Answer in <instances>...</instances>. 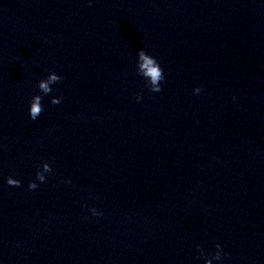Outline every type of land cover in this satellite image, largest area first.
<instances>
[{
  "label": "clouds",
  "instance_id": "9594fccd",
  "mask_svg": "<svg viewBox=\"0 0 264 264\" xmlns=\"http://www.w3.org/2000/svg\"><path fill=\"white\" fill-rule=\"evenodd\" d=\"M138 55H139L140 61H142V63L140 64V70L142 74L145 77L149 78L150 80V83H151L150 90L152 92L161 91L160 81L164 79V75H163V70L160 67L159 63L154 57L147 54L144 50H140ZM60 79H61L60 76L56 75L55 73H52L49 75L47 81L41 80L38 84V87L39 89L43 90L44 93L46 94L50 93L52 91V88L49 87V84L50 83L54 84L58 82ZM197 91H200V89L198 88ZM139 98L140 97L138 96L137 99ZM41 100H42V97L39 95L34 96L31 100L29 115H30V118L33 120H35L40 115V113L43 111V109L41 108ZM51 103L59 104L60 98L54 97L51 100ZM45 171H51V169H49L46 165ZM37 179H39L41 182H44V176L41 175L39 172H37ZM20 183L21 182L17 179H13L11 177L7 178V184L10 186L19 187ZM28 187L29 189H35L37 187V184L35 182H29ZM216 247L219 248L220 245L217 244ZM219 258L220 257L217 256V259Z\"/></svg>",
  "mask_w": 264,
  "mask_h": 264
}]
</instances>
